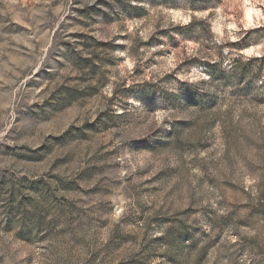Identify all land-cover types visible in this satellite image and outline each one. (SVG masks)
I'll return each instance as SVG.
<instances>
[{
    "label": "rangeland",
    "instance_id": "obj_1",
    "mask_svg": "<svg viewBox=\"0 0 264 264\" xmlns=\"http://www.w3.org/2000/svg\"><path fill=\"white\" fill-rule=\"evenodd\" d=\"M263 82L264 0H0V264H264Z\"/></svg>",
    "mask_w": 264,
    "mask_h": 264
},
{
    "label": "trees",
    "instance_id": "obj_2",
    "mask_svg": "<svg viewBox=\"0 0 264 264\" xmlns=\"http://www.w3.org/2000/svg\"><path fill=\"white\" fill-rule=\"evenodd\" d=\"M79 62H80L81 66H83L85 68L88 67L87 72H89L92 75V71H91L92 59L91 58L90 59H80ZM207 66L210 69V71H209L210 76L213 77L215 75V72H213L214 67L212 65H207ZM234 73H235V71H233V74ZM247 73H249V71H247V69H246V70L240 71V73L236 74L235 81L237 83L238 89H240L241 91H243L247 87V83H246V81H244V77L247 76ZM250 74L252 76L251 78L254 79L258 76L259 72H255V73L250 72ZM263 85H264V82H263ZM76 93L81 94L80 91H76Z\"/></svg>",
    "mask_w": 264,
    "mask_h": 264
}]
</instances>
